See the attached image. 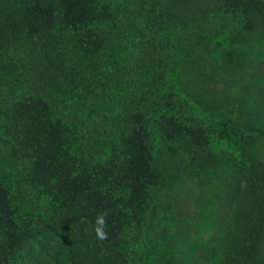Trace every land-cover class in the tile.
<instances>
[{"label": "trees", "instance_id": "16d2710c", "mask_svg": "<svg viewBox=\"0 0 264 264\" xmlns=\"http://www.w3.org/2000/svg\"><path fill=\"white\" fill-rule=\"evenodd\" d=\"M0 264H264V0H0Z\"/></svg>", "mask_w": 264, "mask_h": 264}, {"label": "clouds", "instance_id": "9594fccd", "mask_svg": "<svg viewBox=\"0 0 264 264\" xmlns=\"http://www.w3.org/2000/svg\"><path fill=\"white\" fill-rule=\"evenodd\" d=\"M105 218L104 214L97 215L95 217L94 223L91 224V229L95 234L97 240H104L106 237L105 231Z\"/></svg>", "mask_w": 264, "mask_h": 264}]
</instances>
